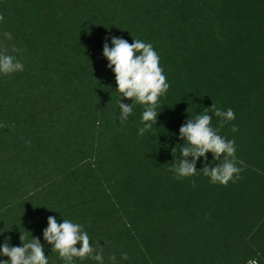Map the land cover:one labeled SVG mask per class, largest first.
Segmentation results:
<instances>
[{
	"label": "trees",
	"instance_id": "16d2710c",
	"mask_svg": "<svg viewBox=\"0 0 264 264\" xmlns=\"http://www.w3.org/2000/svg\"><path fill=\"white\" fill-rule=\"evenodd\" d=\"M0 14V50L24 64L0 74V246L39 238L65 264L43 237L53 216L81 224L104 264H264V0H0ZM112 37L150 43L170 85L143 136V105L119 120ZM213 104L235 113L209 115L241 178L176 179L179 129ZM206 155L198 170L222 162Z\"/></svg>",
	"mask_w": 264,
	"mask_h": 264
},
{
	"label": "clouds",
	"instance_id": "9594fccd",
	"mask_svg": "<svg viewBox=\"0 0 264 264\" xmlns=\"http://www.w3.org/2000/svg\"><path fill=\"white\" fill-rule=\"evenodd\" d=\"M3 20L4 16L0 14V22ZM4 36L8 40L12 39L10 32H5ZM111 43L113 45L111 48L108 43L104 44L103 55L109 62L108 68L115 74L117 91L121 94L118 100L119 120L124 122L129 119L133 114L134 104L143 105L145 109L142 114L143 127L138 129V135L143 136L152 129L153 124H157L159 99L166 94L170 85L163 74L164 70L159 65L160 58L150 43L134 39L130 44L121 37H112ZM11 51L22 52L23 49L13 46ZM23 70L24 64L14 55L8 54L7 48L0 50V74L8 76ZM122 97L131 100V105L122 103ZM209 112L219 118V127L235 120V113L231 108L224 111L215 104L210 109H204L202 114L191 117L179 129V137L185 141L184 146L180 147L182 159H175L168 170L174 173L176 179L193 177L200 171L210 179L211 183L227 186L229 181L235 183L241 178L240 173L243 168L237 166L235 140H228L218 134L219 128L212 126L213 116L209 115ZM6 126L0 124V127ZM232 131L237 132L238 127L233 125ZM174 152L175 148L173 156ZM207 153H212L214 160L217 161L223 157L222 162L215 166L205 163V167L198 170L197 161L203 157L207 162ZM189 157H191L190 161ZM192 185L195 186V180L192 181ZM43 237L65 264H74V258L81 260L91 258L98 264H104L102 247L100 244L90 243L88 233L79 223L69 219H63L62 223H58L55 217L49 216ZM20 240L22 246H11L10 237L5 239L0 246V256H6L8 259L0 260V264H49L39 238L28 239L20 235ZM127 258V253H124L123 259ZM110 260L115 264V255L111 256ZM248 264H259V262L251 259Z\"/></svg>",
	"mask_w": 264,
	"mask_h": 264
}]
</instances>
